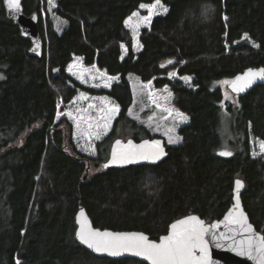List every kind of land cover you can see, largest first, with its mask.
Listing matches in <instances>:
<instances>
[{"label": "trees", "instance_id": "16d2710c", "mask_svg": "<svg viewBox=\"0 0 264 264\" xmlns=\"http://www.w3.org/2000/svg\"><path fill=\"white\" fill-rule=\"evenodd\" d=\"M154 2L58 0L68 22L59 34L43 18L48 0H23L24 13L39 16L41 59L30 55V41L0 7V264H147L87 251L76 238L80 206L96 228L159 240L188 215L221 220L237 179L245 183V211L264 235V159L252 155L250 144L251 136L264 141V86L241 96L229 90L238 75L264 69V0H161L168 12L142 31V50L135 52L126 20ZM75 58L119 81L110 89L85 87L67 73ZM174 72L178 80L170 78ZM130 75L171 89L174 107L190 119L179 131L183 141L168 145L158 165L103 167L91 175L89 165L103 166L117 139L150 135L128 116ZM79 90L118 105L95 158L77 150L72 125L58 118L60 103H71ZM222 115L231 157L219 155L226 145Z\"/></svg>", "mask_w": 264, "mask_h": 264}, {"label": "rangeland", "instance_id": "374dc122", "mask_svg": "<svg viewBox=\"0 0 264 264\" xmlns=\"http://www.w3.org/2000/svg\"><path fill=\"white\" fill-rule=\"evenodd\" d=\"M57 2L58 0H48L43 18L44 21L48 18L53 22L55 30L61 34L68 27V22L59 16ZM3 4L4 0H0V7ZM164 8L166 7L164 6ZM167 12L157 10L156 14L151 15L150 20L144 21L143 18L150 15L149 10L139 7V10L135 12L139 15L133 14L130 17L131 19L128 18L126 20V27L131 31L133 36V49L135 52L142 50L140 43L142 31L150 29L153 20L158 16L166 15ZM251 45L254 48H258L255 43H251ZM126 50L125 48V52ZM67 73L90 89H110L114 83L119 81L118 77L108 75L97 66H85L82 58H75L67 67ZM170 78L173 80L179 79L175 72L170 75ZM4 79L5 73L1 69L0 83ZM128 81L132 87L134 97L128 116L147 128L150 135L144 134L142 137L145 139L158 136L164 138L169 146L175 147L180 145L183 138L179 131L190 123V119L174 107V94L171 89L168 87L155 88L151 82L144 83L135 75H130ZM192 82V78L184 79L185 85L190 88L193 87ZM117 113L118 105L112 99L79 90L71 103H60L58 118H66L72 125L73 138L77 150L89 157L95 158L97 143L104 140L111 131ZM224 116L228 118L226 113H224ZM183 117H187V119L185 120ZM221 136L225 144L229 142L228 137L231 136L230 125L229 122L227 125V119L225 118H223ZM170 137L177 142L169 143ZM129 139L131 138H123L124 141ZM262 143H264L263 140L251 136L252 155L264 159V150L261 149ZM224 151H230L227 144L224 145ZM102 169L103 166L96 168L94 165H89L88 172L92 175Z\"/></svg>", "mask_w": 264, "mask_h": 264}, {"label": "water", "instance_id": "95a60500", "mask_svg": "<svg viewBox=\"0 0 264 264\" xmlns=\"http://www.w3.org/2000/svg\"><path fill=\"white\" fill-rule=\"evenodd\" d=\"M4 5L8 14V17L12 19L16 24L19 25L21 29L22 36L29 40L31 43L30 48V55L36 58L41 59L44 53V41L40 33V27H39V16L38 14H33L31 16H28L24 13L23 10V0H20V6L18 9L10 8L8 6V0H4ZM263 68L259 69H249L252 71H258ZM238 75L237 77H243L245 74L249 71ZM236 77V78H237ZM236 78L234 81H236ZM258 86H264V80H261L257 78L254 80V82L244 88L243 91H233L232 83L229 85V90L234 94V96H241L248 94L251 92L254 88ZM117 141L120 142L121 148H126L128 143L131 142L133 145L137 146L139 148L140 145H145L147 142V145H151L155 141H159L161 147L163 148V151L165 155L160 157V159L156 161L151 160H138L131 164H113L111 163L112 160V154L113 151L117 150ZM168 144L166 143L165 139L162 137H156V138H147L140 141L129 139L127 141H124L122 139H117L111 147L110 150V156L106 163L103 164V167L105 169L107 168H127L129 166H141V165H147V166H154L162 163L168 158ZM144 151H150L148 147H145L143 149ZM227 151H221L219 152L220 156L223 157H231L222 155L221 153H224ZM105 165H108V167H105ZM88 175H86L85 179ZM239 180L242 182V187L239 189V208H236L237 204V191H236V181ZM235 181V186L233 190V204L229 208V210L225 213L223 218L221 220L215 221L213 223H207L205 220H203L198 215H188L186 217H183L181 219L176 220L173 222L168 229L167 234L161 236L159 240L152 239L148 234L141 232V231H113L108 229H100L96 228L93 225V222L88 215L87 211L83 206H80L77 214H76V224H77V230H76V238L78 242L92 255L98 257V258H109L112 260H125V259H133L138 260L141 262H145L147 264H152V261L148 259L146 256L137 255L135 252L128 251V252H121L119 255H110L107 252H96L94 249L89 248L86 244L82 243L78 238V233L80 231L81 222L87 223L93 230H98L100 232H109L113 234H138L143 235L147 238L148 242L155 243V244H161L164 241V237L171 236L172 235V225L177 224L179 221L187 220L189 217H196L200 221H203V225L205 228L208 229L207 234L205 235V240L208 242V260L207 264H258V260L253 259L251 257L258 256L259 253L257 251V246L259 243V238L264 237V235L259 232L256 227L251 222V219L248 215V213L245 211L242 196L245 192V183L241 179H237ZM81 212H83V216H81ZM231 213V217L230 214ZM241 213L243 217L245 218L244 223L246 225L251 226V230H245L241 226V223H237V220L241 219ZM249 240L252 241L253 247L251 248V256L247 254H241V252L247 253L249 251L248 248V242ZM195 255L197 257H200L203 255V253L199 252V250L196 251Z\"/></svg>", "mask_w": 264, "mask_h": 264}, {"label": "snow or ice", "instance_id": "6c2138e0", "mask_svg": "<svg viewBox=\"0 0 264 264\" xmlns=\"http://www.w3.org/2000/svg\"><path fill=\"white\" fill-rule=\"evenodd\" d=\"M10 8L18 9L20 0H8ZM141 8H147L150 15L144 17V21L150 20L152 14H156L157 10L167 12V8L161 4V0H155L151 5H140ZM134 15H139L134 13ZM131 19V18H130ZM227 19V17H225ZM248 37L246 36L245 39ZM258 47V45H256ZM172 63V61H169ZM163 66V65H162ZM174 75V74H173ZM257 78L264 80V69L258 71L249 70L245 76L237 77L236 81L231 82L233 91H243L244 88L250 86ZM185 79H188L185 77ZM228 83V82H225ZM182 116V114H180ZM187 119V117H183ZM176 140L169 138V143H175ZM117 150L113 151L111 163L113 164H131L138 160H151L156 161L165 155L163 148L159 141L153 142L151 145H140L139 148L128 143L126 148H121L120 142L117 141ZM148 147L150 151H144ZM261 149L264 150V143L261 144ZM225 156H230L232 153H221ZM108 167V165H105ZM242 182L236 181L237 191V204L239 208V189L242 187ZM231 217V213L229 214ZM83 216V212H81ZM245 218L241 213V219L237 223L245 230H251L250 225L244 223ZM208 229L204 227L203 221L196 217H189L187 220L179 221L177 224L172 225V235L164 237L161 244L148 242L147 238L138 234H113L109 232H100L93 230L87 223L81 222L80 231L78 233L79 240L86 244L89 248L94 249L96 252H107L110 255H119L121 252L132 251L137 255L146 256L152 261V264H207L208 260V242L205 240V235ZM253 247L252 241L249 240L247 254L251 256V248ZM203 253L202 256L197 257L196 251ZM258 256L251 257L258 260V264H264V237L259 238L257 246Z\"/></svg>", "mask_w": 264, "mask_h": 264}]
</instances>
